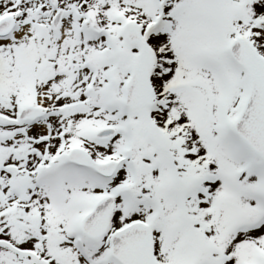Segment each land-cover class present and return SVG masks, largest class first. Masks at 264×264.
<instances>
[{"label": "snow or ice", "instance_id": "1", "mask_svg": "<svg viewBox=\"0 0 264 264\" xmlns=\"http://www.w3.org/2000/svg\"><path fill=\"white\" fill-rule=\"evenodd\" d=\"M0 264H264V0H0Z\"/></svg>", "mask_w": 264, "mask_h": 264}]
</instances>
